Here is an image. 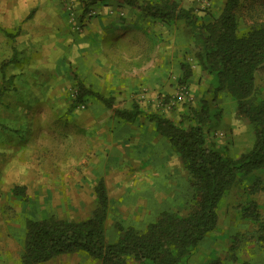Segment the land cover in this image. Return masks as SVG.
I'll list each match as a JSON object with an SVG mask.
<instances>
[{"label":"rangeland","instance_id":"1","mask_svg":"<svg viewBox=\"0 0 264 264\" xmlns=\"http://www.w3.org/2000/svg\"><path fill=\"white\" fill-rule=\"evenodd\" d=\"M59 2L62 4L61 0ZM261 5L264 6V0H240L236 12L239 33L248 30L255 19L258 22L264 19V11H257ZM1 6L2 0L0 9ZM63 9L66 12L64 6ZM208 9H200L202 15L195 12L197 19L204 24L220 14L212 16ZM78 16L80 13L75 8V21ZM68 22L73 26L69 19ZM4 25H7V18L0 10V65L15 56V63L8 65L3 73L0 70V264H20L27 219L55 217L80 221L90 215L94 206L95 199L87 189L90 165H87L89 157H84L86 143L76 128L79 120L73 124L68 120L71 111H86L90 102L86 101L83 108L71 109L75 87H67L61 97L54 95L49 99L51 97L46 92L52 91L47 84L50 77L42 68L33 70L39 73L36 86L24 84L28 79L25 74L32 72L33 55L13 50L17 29H7ZM182 28V32H177V28L169 27L167 34L161 29L139 31L136 40L139 48L135 52L128 51L130 62L137 67V75L135 84L130 87L132 91L127 95L143 108L146 119L157 115L175 123L183 121L186 125L188 109L198 110L200 107L201 88L204 91L209 88L210 77L198 64L194 39L184 23ZM6 32L16 35L9 37ZM159 42L163 44V50L158 51L156 45ZM165 44L168 48H164ZM144 60L146 63L151 60L152 67H144ZM118 62L121 64L120 57L116 59V64ZM161 64L165 78L160 84L157 75L161 73ZM181 64H188L192 71L184 85L179 83ZM149 71L152 80L137 82L140 75L144 77ZM255 87L259 98H264V66L256 74ZM27 88H34L35 94L27 93ZM215 103L221 108L222 115L219 124L210 130L211 137L217 146L227 150L230 157L238 158L251 148L254 141L252 128L237 114L229 95L219 93ZM95 108L101 110L102 107L96 102ZM15 188H24L23 195L14 193ZM191 198L187 179L182 199H179L182 202L176 205H184L179 207L184 208L183 211L176 210L178 216L189 213ZM250 203L256 204L262 230L255 221L244 218L238 209V206ZM217 214L215 230L199 243L184 264H264V168L239 175L220 201ZM116 230L115 225L110 227V223H106L108 241L116 240Z\"/></svg>","mask_w":264,"mask_h":264},{"label":"trees","instance_id":"2","mask_svg":"<svg viewBox=\"0 0 264 264\" xmlns=\"http://www.w3.org/2000/svg\"><path fill=\"white\" fill-rule=\"evenodd\" d=\"M106 1L134 7L159 21H183L196 44L198 64L210 77L209 88L200 98L199 109H188L186 125L183 121L175 123L169 118L150 116L157 132L168 140L190 176L191 208L183 217L163 211L156 221L142 230L116 224L118 237L110 242L104 227L108 217V195L100 178L93 188L95 207L87 218L68 221L49 217L25 221L20 264H42L60 255L78 252L101 264H184L199 243L215 230L219 203L238 176L264 168V98H259L255 87L256 74L264 66V19L260 22L255 19L248 30L239 33L236 12L240 0H225L219 16L208 24L200 22L193 10L184 9L171 0H159L158 3L84 0L82 7L76 9L83 16L91 6ZM257 11L263 12L264 6L258 7ZM13 63L15 56L3 61L1 72ZM180 70L179 83L184 85L192 71L188 64H181ZM75 90L71 100L73 109L79 104L84 105L88 95L107 108L112 107V98L87 90L81 83L75 85ZM222 92L234 101L237 114L248 122L254 135L251 148L238 158L230 157L226 149L218 147L210 134L220 122L222 110L215 103V97ZM115 113L133 121L142 112L134 104L131 110ZM23 189L15 188L14 193L22 196ZM238 209L244 218L255 221L260 230L263 229L255 203L240 205Z\"/></svg>","mask_w":264,"mask_h":264},{"label":"crops","instance_id":"3","mask_svg":"<svg viewBox=\"0 0 264 264\" xmlns=\"http://www.w3.org/2000/svg\"><path fill=\"white\" fill-rule=\"evenodd\" d=\"M171 1L200 15V9L209 7L212 16L221 13L225 3V0ZM72 2H75L76 8L82 7L80 0ZM91 7L96 12L95 17L81 20L83 16H78L82 26L77 32L69 24L59 0H2L0 10L7 18V25L4 26L17 29V42L13 50L33 55L32 72L25 74L28 79L24 84L33 83L36 86L39 73L33 70L42 68L50 77L47 84L52 91L46 92L51 97L49 99L54 95L61 97L65 88L75 87L77 83L87 90L112 98V107L107 108L101 101L88 95L84 101L90 102L89 109L76 113L71 111L68 120L70 123L79 120L76 128L86 143L84 157H89L87 165H90L87 189L91 191L93 199L94 186L100 178L104 181L108 195L105 226L109 222L110 227L120 224L125 228L142 230L156 221L163 211H183L184 208H179L184 206L182 203V206L176 205L182 202L179 199H182L184 185L190 176L179 155L170 148L168 140L157 132L155 122L146 119L143 108L127 95L132 91L130 87L135 84L137 75V67L130 62L128 51L135 52L139 48L140 44L136 41L139 31L161 29L167 34L170 27L182 32L184 22L164 24L134 7L113 1L99 2ZM173 32L176 34V30ZM162 45L161 42L156 45L158 51L163 50ZM167 46L165 44L164 48ZM116 54L121 64H116ZM160 63L164 62L160 60ZM146 66L151 68L152 61L146 63L144 60ZM163 68L161 64V73L157 75L160 84L165 78L162 76ZM139 78L137 82L140 83L148 78L147 81L152 80L151 71ZM33 89L27 88L26 91L35 94L36 90ZM204 90L201 88V95ZM96 102L102 107L101 110L95 108ZM134 104L142 113L133 121L120 118L115 113L131 110ZM94 207L95 201L90 212ZM42 264L101 262L78 252L60 255Z\"/></svg>","mask_w":264,"mask_h":264},{"label":"built area","instance_id":"4","mask_svg":"<svg viewBox=\"0 0 264 264\" xmlns=\"http://www.w3.org/2000/svg\"><path fill=\"white\" fill-rule=\"evenodd\" d=\"M62 1V4L64 6V8L66 9V12H67V16H68V19L69 21L72 23L73 25V29L76 30V31H80L81 30V26H82V21L81 20H87V19H90L92 17H94L96 15V12L93 8H89L87 10L86 13L83 14V18L79 21H75V8H76V4L75 2H72V0H61ZM76 1V0H75ZM84 2V0H82ZM81 2V0H80ZM76 94V90L74 92V94H72V99H74V96ZM83 108L84 106L79 104L77 106V108Z\"/></svg>","mask_w":264,"mask_h":264}]
</instances>
